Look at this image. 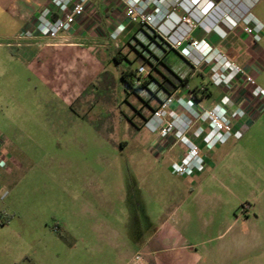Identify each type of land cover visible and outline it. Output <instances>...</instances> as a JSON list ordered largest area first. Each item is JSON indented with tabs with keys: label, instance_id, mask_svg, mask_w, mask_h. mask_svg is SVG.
<instances>
[{
	"label": "rangeland",
	"instance_id": "1",
	"mask_svg": "<svg viewBox=\"0 0 264 264\" xmlns=\"http://www.w3.org/2000/svg\"><path fill=\"white\" fill-rule=\"evenodd\" d=\"M139 30L128 29L118 47L97 44L61 59L58 50L45 60L13 59L0 48V138L9 157L0 264H119L136 252L156 264H264V122L211 151L201 145L210 154L202 171L173 173L183 148L160 152L146 129L169 95L154 81L161 76ZM150 52L164 55L156 46ZM117 53L146 68L143 88L127 92ZM175 57L168 64L191 74L192 90L214 91L206 70ZM214 101L201 104L211 109ZM174 209L177 224L166 226ZM168 227L174 234L162 239ZM154 232L160 240L149 245Z\"/></svg>",
	"mask_w": 264,
	"mask_h": 264
},
{
	"label": "built area",
	"instance_id": "2",
	"mask_svg": "<svg viewBox=\"0 0 264 264\" xmlns=\"http://www.w3.org/2000/svg\"><path fill=\"white\" fill-rule=\"evenodd\" d=\"M90 1L51 0L31 26L20 33L18 39H58L85 16ZM116 1L124 10L127 24L138 25L155 37L156 41L175 51L194 71L207 68L211 87L231 95L238 83H242L248 105L252 108L263 105L264 90L254 75L237 65L217 47L204 39L193 37L200 28L207 33L217 32L224 20L231 19L254 44H259L264 33V24L253 15L249 5H246L245 1L249 0ZM250 3L253 4L252 1ZM180 9L184 10L183 16L177 15ZM125 30L126 25L120 24L110 33L109 40L115 47H118V40ZM147 74L144 66L139 67L135 85L140 86ZM247 117L248 113L243 107L232 109L217 103L213 108L206 109L201 102L195 100L190 86H182L160 102L147 121L146 129L155 136L160 152L175 144L181 145L184 153L181 163L173 164V173L188 176L203 170L201 145L208 151L225 145L234 135L235 124ZM1 142L0 139V171L8 168L7 156L1 148ZM6 193L0 185L2 199ZM126 264L148 263L142 253L136 252Z\"/></svg>",
	"mask_w": 264,
	"mask_h": 264
},
{
	"label": "crops",
	"instance_id": "3",
	"mask_svg": "<svg viewBox=\"0 0 264 264\" xmlns=\"http://www.w3.org/2000/svg\"><path fill=\"white\" fill-rule=\"evenodd\" d=\"M251 1L253 4L250 3ZM50 2L51 0H0V48L5 47L8 49L12 54L13 59H18L19 55L24 57L37 54L38 56H41L40 59L43 60L46 54H50L51 51L55 50L60 52V59L63 53L77 56V52L80 50L79 48H85L93 52L96 48L95 45L97 44H112L109 40V35L116 26L125 24L126 30L124 33L135 26L134 24L126 23L124 10L121 4L116 0H91L85 16L80 19L70 31L62 34L58 39H18L20 33L31 26L41 10L48 6ZM245 3L251 8L253 15L255 12L258 18L261 17L264 19V0H249L245 1ZM184 14L183 9L177 11L178 16H183ZM261 22L264 24V21ZM139 31H143L148 41L151 42L148 36L149 34L145 30L140 28ZM193 37L195 39H204L210 45L220 49L237 65L245 68L251 75H254L257 83L264 90V33L261 42L259 44H254L251 41V38L242 31L241 27L236 26L231 19H226L222 22L217 32L207 33L200 28L195 31ZM136 40L141 44L146 45L144 39H138L136 37ZM150 45V48L156 46L161 49L158 45L162 44L156 41V43L151 42ZM162 48L165 49V46L162 45ZM165 50L168 51L167 55L171 53L176 56L175 62L179 63V66L181 65V62L190 66L176 52H169L168 48ZM205 70L208 72L207 68H201L199 71ZM186 73L187 72L184 71L180 75L186 76ZM210 99H214V103H222L229 108L232 107V109L237 107H243L246 109L248 117L242 121H238L234 127V134L239 139L248 135L255 126L259 124L261 125L263 124L262 122H264V103L262 106L258 105V108H256V106L253 108L250 107L246 98H244L242 83H238L234 93L231 95L224 93L220 89L214 88V91L212 90L211 98L206 100ZM243 130L244 133L242 132ZM0 139L2 141V138ZM1 148L2 150L4 148L3 142H1ZM4 153L9 161L8 155L5 151ZM204 157L205 161L209 162L207 155ZM7 169L0 171V185L1 181H4L5 178V173L2 171L5 172ZM200 185V183L195 184L193 187L196 189L199 188ZM176 214L177 209H174L167 217L166 226L172 224V227H175L177 224ZM169 228L171 229V227H168V230L166 229L165 233H163L162 239L164 238L167 240L168 238L169 240L174 234L172 229L169 230ZM157 232H159V230ZM157 232H154L151 236L152 241H149V245L150 243L152 244V242L160 240L159 233L157 234ZM149 245L147 244V246ZM137 250L143 251V248H138ZM130 257L129 253L125 254L123 257L121 256L119 264H126ZM145 258L147 263L156 264L148 259L146 255Z\"/></svg>",
	"mask_w": 264,
	"mask_h": 264
},
{
	"label": "trees",
	"instance_id": "4",
	"mask_svg": "<svg viewBox=\"0 0 264 264\" xmlns=\"http://www.w3.org/2000/svg\"><path fill=\"white\" fill-rule=\"evenodd\" d=\"M148 36H149L151 42L156 43L155 37H152L150 34ZM139 44L145 49V51L147 53L152 55L154 60H156V64L151 63L150 61L149 62H150V64L154 65V69L160 74L161 81H157V80H154V81L161 88V90H163L167 95H171L172 92L175 89H178L179 87L190 86L191 77H192L191 74L183 76V75L176 73L173 70V68L168 64V62H167L168 51L165 50L164 48H162V45H158L162 49V51L164 52V55H162V58H160L158 56H155L153 52H150V49L148 46L143 45L141 43H139ZM169 52H175V51L169 50ZM138 54H139L140 58H144L147 61V59L144 57V55L141 52H139ZM112 60L117 65L122 66V68L120 69L121 81L125 85L127 92L139 90L146 85V82L142 83L140 86L135 85V77H136V73H137L138 69H136V70L133 69V67H132L134 64L133 62L129 61L124 56H119V53L113 55ZM157 65L162 66L166 73H163L157 67ZM193 92H194L195 100H197L198 102H201V103L204 100L211 98V96H212V91L204 85L194 87Z\"/></svg>",
	"mask_w": 264,
	"mask_h": 264
}]
</instances>
